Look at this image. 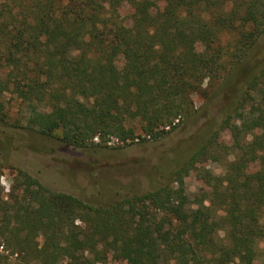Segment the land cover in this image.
<instances>
[{
	"label": "trees",
	"instance_id": "1",
	"mask_svg": "<svg viewBox=\"0 0 264 264\" xmlns=\"http://www.w3.org/2000/svg\"><path fill=\"white\" fill-rule=\"evenodd\" d=\"M162 1L0 0V122L14 95L27 128L66 145L160 139L198 112L193 94L241 77L220 112L230 146L212 134L164 183L107 205L21 168L6 192L0 160V264L264 262V0ZM209 159L224 174L193 201L184 177Z\"/></svg>",
	"mask_w": 264,
	"mask_h": 264
},
{
	"label": "rangeland",
	"instance_id": "2",
	"mask_svg": "<svg viewBox=\"0 0 264 264\" xmlns=\"http://www.w3.org/2000/svg\"><path fill=\"white\" fill-rule=\"evenodd\" d=\"M155 1L163 6L162 0ZM258 49L264 53V35ZM242 70L244 67L239 72ZM240 87L241 77L236 74L210 100L193 94L198 112L160 139L137 138L124 143L110 136L99 144L100 139L96 138L86 147L66 145L58 137L27 128L23 104L8 94V116L6 122H0V160L5 163L1 183L8 192L16 168H21L51 190L67 192L96 205H107L135 192L152 189L164 183L169 171L177 168L210 135L213 134L220 145L233 143L229 128L220 126V112L230 104L229 97ZM130 126L137 136H144L139 121L131 122ZM255 136L259 137L260 131L255 132ZM228 157L232 159L234 155ZM223 174L221 163L210 159L200 162L184 177L185 190L193 201L196 197L208 196L216 185L213 176ZM260 246L264 248V240ZM254 264H264L263 259H257Z\"/></svg>",
	"mask_w": 264,
	"mask_h": 264
},
{
	"label": "built area",
	"instance_id": "3",
	"mask_svg": "<svg viewBox=\"0 0 264 264\" xmlns=\"http://www.w3.org/2000/svg\"><path fill=\"white\" fill-rule=\"evenodd\" d=\"M117 139V138H116ZM118 140V139H117Z\"/></svg>",
	"mask_w": 264,
	"mask_h": 264
}]
</instances>
